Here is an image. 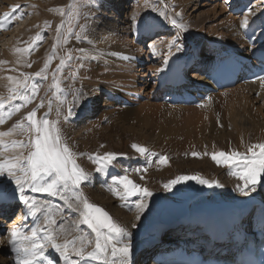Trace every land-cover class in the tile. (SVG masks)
I'll list each match as a JSON object with an SVG mask.
<instances>
[{
  "label": "rangeland",
  "instance_id": "rangeland-1",
  "mask_svg": "<svg viewBox=\"0 0 264 264\" xmlns=\"http://www.w3.org/2000/svg\"><path fill=\"white\" fill-rule=\"evenodd\" d=\"M108 1L109 4H106L105 0H79L75 7H70L74 0H0V41L2 42V44L0 42V100L5 104L4 109L0 110L4 116V123L0 124V133H11L8 136H0V163L15 159L18 154L23 157L28 156L32 150L30 147L26 150H23L22 147L18 148V146L13 147L15 140L18 144L28 142L30 145L37 135L34 131H29L25 117L34 110L37 112L38 121L47 115L50 121H58L57 127L60 130L62 143L70 149L74 154L76 164L87 174V179L80 187L83 197L87 198L90 203L101 206L120 226L122 224H119L118 214L122 211L128 222L127 232L136 231L134 236L136 234L140 236L143 229H148L151 226L152 221L149 217H155L162 199L168 198V200L185 204L190 208L196 202L198 203L196 199L202 195L214 196L218 194L216 191L223 190L230 193L240 191L244 182L231 174L233 169L218 165L213 161L212 154L221 151L249 154V147L264 144V127H260V124L264 125V91L255 92L244 87V84L236 85L230 91H223V94L219 92L220 94L210 96V99L208 98L200 107L170 108L161 106L165 104L153 101L152 97L160 87L157 72L166 63L165 59L170 49L168 43L174 37L172 31L168 32L167 20L176 14L175 20L181 24L178 21L177 23L183 29L187 27L191 35L188 39L186 38L189 34L183 40L179 39L180 43L179 40L177 42L173 40L181 50L178 53L177 49L175 50L177 55L183 52L185 44H189L191 41L192 44L200 43V38L194 39L192 31L195 34L197 32L205 34L207 39H223L225 45H220V47L230 46L233 49L232 42L228 41L232 33L229 30L232 24L230 21L233 20L236 25L238 24L237 30L242 32L244 28L240 27V23L244 16L248 17L249 24L254 21L263 23L264 0H250L251 3L248 5L247 11L242 14H237L234 11L239 6V0H201L199 3L203 6L199 9H197L198 2L196 0H191V9H186L187 1L185 0ZM97 2L101 3L99 7ZM133 2L138 4L137 6L134 3L136 8H134L135 6L130 8ZM182 6L185 7V11ZM194 9L197 10L194 11ZM99 10L107 11L109 19L95 18ZM155 11L167 14L168 19L161 20V25L165 28L161 33L153 34L150 38L142 36L141 38L145 39L137 40L138 31L154 28L155 19L153 18V20L151 17ZM154 16L156 17V14ZM119 18L125 21L121 20L115 29L114 20L116 22ZM253 25L256 26V24H251L247 30L245 28L241 39ZM58 27H60L59 33ZM262 34L263 31L258 33V36L263 38ZM177 35L179 37V33ZM113 40L114 42L110 43ZM107 41L108 44L116 42V45L120 46L119 48L127 50L137 45L136 47L143 52L144 62L131 65L136 68L133 72L141 74L146 80L143 87H140L142 97L139 96L137 101H132L135 102L132 108L137 113L126 112L127 105L112 108V94L123 87L120 88L117 84L122 79L119 76L120 79L116 78L119 82L114 79L103 80L101 72L105 68L104 65H95L96 63L91 61L94 55L101 53L104 56L109 55V49L111 50L112 46L105 49L108 52L102 48ZM182 42H184L183 46ZM236 44L239 43L236 42ZM186 46L184 47L186 48ZM200 47L204 51V45L200 43ZM16 48L21 51L20 55L17 54ZM26 48L29 49L28 52L23 51ZM187 49L185 51H188ZM11 53L12 55L17 54L18 62L20 61L17 65L11 62V57L8 56ZM69 56L71 59H68ZM62 59L65 61L63 65H61ZM46 64L48 67L45 69ZM120 71L121 68L115 66L111 72L118 74ZM37 72L41 73L39 77L35 75ZM125 72L127 71L124 70ZM200 74L201 77H204L203 72ZM25 75L30 78L29 85H35L37 88V93L34 96L31 87L25 93L31 97V103L26 105L23 100L8 99L12 95L10 89L15 88L17 82L23 81ZM9 77L14 79L9 80ZM13 80L15 83L10 82ZM157 86L158 88L154 89ZM102 87L108 89L117 87V89L111 90L112 93H107L110 92L107 91L102 94L99 112L89 115L83 120V125H86L84 128L88 130L80 134L82 130L78 132L77 128L83 125H79L78 122L71 123L70 119L74 114L88 108L92 95L96 93L93 91ZM17 91L23 92L24 90L17 88ZM257 94L258 96H256ZM132 96L133 93L126 95L128 100ZM15 103L24 106L9 118L8 113L13 110ZM41 103H43V107L40 106ZM69 109L72 110L71 115H68ZM21 122L26 127L23 130H14L15 125ZM75 126L78 127L75 128ZM69 130L74 133L72 137L66 135ZM134 144L147 149L146 154L141 155L133 149L132 145ZM108 153L115 154L116 159L104 171H96L98 165L93 162L94 159ZM193 153H197L198 157H194ZM162 157L167 158L166 164L160 163ZM109 169H114L117 173L123 170L127 171L130 180L147 188L152 193V196L145 201L146 207L143 212L138 213L135 207L138 202H135L137 197H130L124 201L110 191L112 188L119 187L112 185V182L119 180L120 176L112 179L111 183L102 185L104 172ZM179 176H197L213 183V187L190 180L177 184L170 191L166 190L164 185ZM12 183L13 181L7 175L0 176V196L4 192L13 191L10 189ZM215 184H219L220 187H216ZM214 192L215 194H213ZM38 193L39 196L35 199L38 204L43 203L48 209L55 206L53 204L54 197L47 194H45L46 197H40L44 193ZM27 196L32 197V194L27 193ZM62 201L65 212L59 217L54 214L53 217L56 220V224L52 226L53 230L54 227H59L56 234L60 241L57 243L68 242L71 245L74 241L76 247H80L81 241L78 237L84 236L85 245H91L95 241L91 230L83 224H79L77 228L79 213L74 208L79 205L76 200H70L73 208H69L63 199ZM20 204L19 202L12 203L11 209L9 204H5V208L10 211L6 218L0 217V224L4 221L0 225L2 231L0 258H3L0 259V264H12L8 257H12L9 249L12 247L9 237L11 230L15 227L22 228L25 234L30 232L24 229L27 223L21 217L24 208ZM58 213L61 214L60 211ZM19 218L20 224L16 225L14 221ZM40 221L41 223L37 226L43 228L45 226L43 215H40ZM136 222L137 224L133 228L132 226ZM61 227L65 229L64 232L60 231ZM130 236L131 234H128V237ZM152 236L153 233L150 232L149 237ZM70 237L73 238V241ZM128 241L134 242L135 238L128 239ZM71 249L70 246L69 250ZM55 254L60 257L56 251ZM60 260L63 264L64 259L60 257ZM13 262L16 264V260ZM134 263L138 264L137 261Z\"/></svg>",
  "mask_w": 264,
  "mask_h": 264
},
{
  "label": "snow or ice",
  "instance_id": "snow-or-ice-1",
  "mask_svg": "<svg viewBox=\"0 0 264 264\" xmlns=\"http://www.w3.org/2000/svg\"><path fill=\"white\" fill-rule=\"evenodd\" d=\"M79 0H74L75 7ZM63 14V13H61ZM164 15V13H161ZM170 23L177 28L182 27L176 20H171ZM249 25L247 16L241 20L240 27L246 28ZM62 27V26H61ZM60 32V27L57 29ZM79 38V35H77ZM176 47L179 51V46L172 42L169 48ZM23 51L28 52L29 49ZM68 59H71L69 56ZM65 61L61 60V65ZM30 66V65H29ZM48 65H45V69ZM37 77L41 75L40 72L35 74ZM12 80V77L8 78ZM29 77L25 75L23 81L17 82L15 88L10 89L12 95L9 100H23L25 105L31 103V97L26 95L28 89L31 87L32 95H36L37 88L35 85H29ZM17 88L24 91H17ZM24 105L15 107L8 113L10 118L14 112H19L20 108ZM43 107V103L40 105ZM5 104L0 100V110L4 109ZM51 107V104H49ZM72 114V110H68V115ZM59 115V113H58ZM25 119L28 122L29 131H34V139L29 144H22L21 147L32 150L27 157L18 156L12 160H5L0 163V176L7 175L17 186L19 192V200L25 204L29 209V215L37 216L42 210L44 218V228L37 226L33 228L30 234H24L18 228H13L10 232V243L12 244L13 251L16 253V264H40L45 258V249L50 247L54 249L61 258L64 259L65 264H78V261H72L69 257V247L72 248V255L79 259H93L98 264H129L130 247L126 243H121L122 238L127 236L126 231L120 225L115 223L112 217L102 208L90 203L87 198L83 197V193L79 191L81 184L87 179V174L75 162L74 154L70 149L62 143L60 130L57 127L58 121H50L47 118L37 120V112L31 111L27 114ZM4 123V116L0 112V124ZM26 126L21 122L15 125V129L23 130ZM11 135L9 132L0 133V136ZM16 145L14 144L13 147ZM133 149L141 155L146 154L147 149L138 145H132ZM258 150V151H257ZM249 154H240L237 152L213 153L211 158L218 165L229 167L233 169L231 174L244 182L243 187L240 188L242 194L247 195L245 191L249 185H252L251 190H255L254 186L258 182V177L264 175V144H257L249 147ZM198 157L197 153L192 154ZM116 159L115 154L108 153L104 156H98L94 159V163L98 166L96 171L102 172ZM160 163L166 164L167 158L162 157ZM190 180L208 187H213V183L202 179L197 176H179L171 180L168 184L164 185L166 190H171L179 183H184ZM119 187L112 188L113 192L120 200L127 201L130 197H139L135 207L139 212H143L146 207V199L152 196V193L144 187H141L128 178L127 175L121 177L115 182ZM220 187L219 184H215ZM122 189V191H121ZM26 190L32 192H40L48 196H60L65 201L69 208H73L71 199H75L79 207L74 208L79 213V224L86 225L95 237V247L93 251L88 252L84 244L85 237L80 236L78 239L81 241L80 247H76L73 241L71 245L68 242L63 244L57 243L58 234H54L52 226L56 224L53 218L54 213L51 209L45 207L43 203L38 202L27 195ZM74 193V195H72ZM58 215L59 213H55ZM43 231L45 242H41L39 234ZM61 232L65 229L61 227ZM111 257V259H109ZM117 258L118 261H117Z\"/></svg>",
  "mask_w": 264,
  "mask_h": 264
},
{
  "label": "bare ground",
  "instance_id": "bare-ground-1",
  "mask_svg": "<svg viewBox=\"0 0 264 264\" xmlns=\"http://www.w3.org/2000/svg\"><path fill=\"white\" fill-rule=\"evenodd\" d=\"M185 1H187V4L185 5V7H186V9H191V4H192V2H191V0H185ZM193 1V0H192ZM199 1H201V0H196V2H198V6H197V9H199V8H201L203 5L201 4V3H199ZM105 2H106V4H109V1L108 0H105ZM127 3H129V2H127ZM136 4V3H135ZM134 3H132V6H130V8L131 7H134V8H136V5L138 6V4H136L135 5ZM204 4V3H203ZM145 5V4H144ZM184 6H182V8L184 9L185 8ZM194 7V6H193ZM128 9H129V6L127 7ZM127 9V10H128ZM196 9V10H197ZM195 9H194V11H196ZM99 11H102V10H99ZM184 11H185V9H184ZM193 11V10H192ZM193 11V12H194ZM99 14H97L96 15V18H100V17H104V20H106L105 18H107V19H109L108 18V16H107V13L108 12H98ZM154 13L156 14V17L154 16ZM153 13V18L155 19V21H154V23H153V26H154V28L153 29H145V30H143V31H138L139 33H137L136 35L138 36V38H141L142 36H147V35H150V34H152V33H155L154 32V30L156 29V33L158 34L159 32H157V31H160V29H161V27H162V21L161 20H167L168 19V17H167V14H165L164 13V15H161L160 14V11H158L157 13H156V11ZM160 14V15H159ZM170 16V15H169ZM244 18V17H243ZM242 18V19H243ZM153 19V20H154ZM175 20L176 19V14H173L172 16H171V18L169 17V23H170V21L171 20ZM121 20H122V22H124L125 20L124 19H118V21H116L115 22V20H114V28L116 29L117 27H118V23L119 22H121ZM157 20V21H156ZM232 24L230 25V27H229V30H231L232 31V33H231V37H229V39H228V41L230 40L232 43H231V45H233V47H236L237 46V44H236V42H240V44H243L242 43V40H241V35L244 33V32H242V31H240V30H237V25L235 24V22L233 21V20H231L230 21ZM96 24V23H95ZM112 24H113V21H112ZM110 26V25H109ZM112 26V25H111ZM257 26V25H256ZM113 28V29H114ZM94 29V28H93ZM248 29V27H246V30ZM169 30H170V32L172 31V32H177V33H179V39L180 40H183L185 37H186V35H190V32L186 29H183V27H180V28H177V27H174L171 23H170V26H169ZM250 30V29H249ZM248 30V31H249ZM114 31V30H113ZM150 31V32H149ZM117 32V31H116ZM143 33H144V35H143ZM10 34H12V33H10ZM112 34H113V32H112ZM118 34V33H117ZM191 34L193 35V37H194V39H199V37H200V34L197 32L196 34H195V32L194 31H192L191 32ZM263 34H264V30H263ZM261 35V36H263L264 37V35ZM199 35V36H198ZM237 36H239V37H237ZM190 37H191V35H190ZM235 37H237L236 39H232V38H235ZM258 38H262V37H260V36H257ZM111 38V37H110ZM109 38V39H110ZM119 38V37H118ZM120 39V38H119ZM207 39V38H206ZM205 39V42H207V40L208 41H213V42H217V45H219V47H220V45H225V40H223V39H220V40H218V39H215V40H212L211 38H208L207 40ZM239 39V40H238ZM243 39H244V36H243ZM15 40H17L18 41V39H15ZM112 40V39H111ZM238 40V41H237ZM256 40H257V38H256ZM200 41V40H199ZM219 41V42H218ZM1 42V41H0ZM114 42V40L113 41H111L110 43H113ZM174 42V41H173ZM196 42H197V40H196ZM17 43V42H16ZM15 43V44H16ZM183 43V42H182ZM229 43V42H228ZM1 44H2V42H1ZM0 44V45H1ZM8 44V43H7ZM190 44V43H189ZM14 45V44H13ZM102 45H103V43H102ZM4 46V45H3ZM6 46V45H5ZM12 46V45H11ZM109 46H112V49L110 50L109 49V51H110V53H109V55L108 56H104L103 55V53H101V54H97V55H94V58H93V60H92V62L93 63H96L95 65H99V64H105V68L102 70V76L101 77H103L104 79L103 80H105V81H108V80H110V79H114V81L115 80H117L116 78H119V76L121 77V81H120V83H117V84H119V86H120V90L118 91V90H116L117 89V87H114V88H110V89H108L107 87H102V88H97V89H95L93 92H96L95 93V95L93 94L92 95V99H91V101H92V103L90 104L89 103V106H88V108L87 109H85V110H83L82 111V113L80 112V114H82L81 115V118L82 117H84V116H86V115H88L89 113H95V112H99V110H100V108H101V100H100V98L102 97V93H106L107 91H110V92H112L111 90H116V92H113V97H112V99L114 100L113 101V103H112V105H113V108L115 109L116 107H119V106H121V104L122 103H124V101H126L127 99V97L124 95V94H130V93H133V96L129 99V101H127V104H130L129 106H128V108L129 107H131L132 105H131V102L132 101H135L136 100V97L137 96H139L140 94H142V89L140 88V87H143L142 85H143V83H146V80H144L143 79V76L141 75V74H139V73H137V72H133V70L134 69H136L134 66H131L133 63L134 64H141L142 62H144L143 61V52H142V50L140 49V48H138V47H136V46H132L129 50H127V49H125V48H119L120 46L119 45H116V42L114 43V44H108V41H107V43L105 44V46H103L102 48H104V50L105 49H107V47L109 48ZM116 46V47H115ZM168 46V45H167ZM223 47V46H222ZM221 47V48H222ZM249 47V46H248ZM2 48V47H1ZM5 48V47H4ZM9 48H10V45H9ZM12 48V47H11ZM97 48V47H96ZM111 48V47H110ZM168 48V47H167ZM3 49V48H2ZM140 49V50H139ZM193 49H195L197 52H194V53H190V52H192V50ZM16 50H17V54H19L20 55V53H21V51H19L17 48H16ZM175 50H176V47L175 48H173L172 47V49L170 48L169 49V54H167V56H166V63H165V65L163 66V67H161L160 69H158V72H157V78L159 77V85H160V87L159 88H163V85H164V82H165V79H166V74H167V72H168V70L170 69V67H171V63H172V59H178V60H180L181 62L182 61H184V60H187V61H194L195 59L196 60H198V62H197V64H198V67H199V69H201V68H203V67H207V66H209V64H207L206 63V61H208L209 59L208 58H210V56L208 55V54H203V55H201L200 54V50H198V45L197 44H191L190 45V47L187 49L188 51H189V53H186L187 51H183V52H181V54H179V55H177L176 53H175ZM207 50H210V52H215V51H217V48H215V49H212L211 47H207ZM181 51V50H180ZM232 51V49L231 50H229V52H231ZM96 52V51H95ZM105 52H108V50H105ZM177 53H178V51H177ZM17 54L16 55H12V53L11 54H8V56H10L11 58H10V60H11V62L13 63V64H18L19 62H18V60H19V58H18V56H17ZM221 54H223V53H218L217 55L219 56V55H221ZM232 55V54H231ZM234 55H236V58L237 57H241V56H239L240 55V53H238V54H234ZM21 58V57H20ZM118 60V61H117ZM203 60V61H202ZM209 62V61H208ZM120 67L121 68V71L118 73V74H112V70H113V68L114 67ZM95 67V66H94ZM97 67V66H96ZM130 67H132L133 69H128V68H130ZM122 68H124V69H122ZM120 70V69H119ZM124 70H126L127 72H125L124 73ZM142 72V71H141ZM201 72H203V74H204V70H201L200 71V73ZM190 78H195L196 77V74H194V73H190V76H189ZM201 78V79H200ZM12 79H14V78H12ZM120 79V78H119ZM16 80V79H15ZM15 80H13V81H10L11 83H15ZM140 80H143V81H140ZM198 81V83H201L202 81H206V83H207V79L206 78H204V77H201V74H200V76H198V79H197ZM201 80V81H200ZM102 81V80H101ZM117 82H119L118 80H117ZM137 82H139V85H141L140 87L138 86V84H137ZM102 85V84H101ZM100 85V86H101ZM99 86V87H100ZM244 87H246V88H248V89H250V90H254L255 92H259V90H261V92H263L264 91V81H259V82H257V83H245V85H244ZM158 88V86L157 87H155L154 89H157ZM232 89V87H230V89H227L226 91H230ZM241 90H243V89H241ZM154 91V90H153ZM156 92H158V91H156ZM156 92L154 93V95L156 94ZM237 92V91H236ZM243 92V91H242ZM241 92V93H242ZM107 93H109V92H107ZM124 93V94H123ZM221 93V92H220ZM220 93H218V94H220ZM222 94H223V92H222ZM234 94H236V93H234ZM242 95V94H241ZM152 96V95H151ZM257 96H258V94H257ZM142 97V96H141ZM263 97V96H262ZM138 98V97H137ZM153 98V97H152ZM213 98V97H212ZM242 98V97H241ZM209 99H210V97H209ZM240 99V98H239ZM263 99H264V97H263ZM138 100V99H137ZM238 100V99H237ZM90 101V102H91ZM151 105V104H150ZM153 105V104H152ZM160 105V104H159ZM158 105V106H159ZM161 106H163V107H170V108H183V107H179V106H169V105H161ZM147 108V107H146ZM176 111V110H175ZM126 112H128L129 114H131V113H135L136 112V110L134 109V108H131L130 110L129 109H127V111ZM137 113V112H136ZM143 113V112H142ZM141 113V114H142ZM80 114H77V117H75L74 118V120H73V122L74 121H79V119H81V118H79V116H80ZM83 120H85V119H83ZM123 120V119H122ZM121 121V120H120ZM76 127H78V126H75V128ZM84 127H86V125H83V126H81V127H78L77 128V131L79 132V131H81L80 132V134H82V133H84V132H86L88 129H85ZM260 127H264V125H262V124H260ZM238 132V131H237ZM66 135L67 136H69V137H72L73 135H74V133H72V130H69V131H67L66 132ZM19 148V147H18ZM17 156H21L20 154H18ZM259 179H260V181H259ZM264 175H261L260 177H258V182L255 184V186H254V188H255V190L253 191V190H251L252 189V185H251V187H249L248 189H246L245 191L247 192V195H244V194H242V193H239L240 191H238L237 193H230L229 191L227 192L226 190H223V191H221V190H219V191H221V192H216V193H218L217 195H214V196H209V195H206V196H204V195H202L200 198H198V199H196L197 201H198V203L196 202V204H194V205H192L190 208H188L186 205L183 207H181V209H183V210H185V209H187V211H188V213H189V219H191V216H195V217H198V218H202L201 216L203 215V212H204V210H205V208L207 207V206H209L211 203H219L220 201H231V202H233L234 200H235V198L236 197H243V198H245V197H247L249 194H253V195H257V196H259L260 198H264V193H263V191H261V189L262 188H264V185H263V182H264ZM140 183V182H139ZM82 189H84V188H82ZM29 191V190H28ZM31 191V190H30ZM15 192H14V190L12 191V192H4L3 193V195L2 196H0V205L3 207L5 204H9L10 202H12L17 196H16V194H14ZM19 193V192H18ZM210 194V193H209ZM213 194H215V193H213ZM98 195V194H97ZM140 198L138 197L137 198V200L135 201V202H137L138 200H139ZM164 200H168V198L167 199H162V201H160L159 202V204L161 205V203L164 201ZM103 201H105L104 199H103ZM135 202H134V204H135ZM23 204V203H22ZM94 205H96V204H94ZM97 206H99V205H97ZM159 206V205H158ZM0 208V210H2L3 209V211L4 210H8L7 208H5L6 207V205L4 206V208ZM101 207V206H100ZM145 214V213H144ZM119 218H120V221H119V224L121 223L122 225H121V227L122 228H124V230L126 231V233H127V236H125V237H123L122 238V241H121V243H126V244H128L129 245V247H130V260L131 259H134V257H135V254H133L134 252H138L136 255V257H145V259L149 256V254L150 253H155L154 251L156 250V247H154V246H150V243H151V241H152V238L151 237H149V233L150 232H147L148 231V229H143L141 232H140V236H139V234H136L135 236H134V232H136V231H129V232H127V230H126V228H127V225H128V222H127V219L123 216L124 214H123V212L122 211H120L119 212ZM24 216L25 215H23L22 214V216L21 217H23V219H24ZM30 217H33L32 215H27L26 216V218L24 219V220H27V219H29ZM125 218V219H124ZM150 219H151V221H152V224H151V226L150 227H148V228H152L151 230H152V233H153V235L154 234H157L158 233V228L157 227H155V219L154 218H152V217H149ZM134 219V218H133ZM188 219V220H189ZM22 220V219H21ZM137 220H139V219H137ZM19 221H20V218L19 219H16L14 222H15V224L17 225V224H20L19 223ZM28 221H30V220H28ZM128 221H130V220H128ZM188 222V221H187ZM137 224V222L132 226L133 228H134V226ZM1 229V228H0ZM21 231V230H20ZM171 231V229H169V228H167L166 229V232H168V235H166L165 236V241H169L170 240V232ZM198 231V230H197ZM199 232V231H198ZM128 234H131V236L130 237H128ZM184 234V233H183ZM41 236H43L44 235V233L43 232H41V234H40ZM134 236V238H135V241L134 242H130V241H128V239H130V240H133L132 239V237ZM0 236H1V234H0ZM43 238H44V236H43ZM58 241H60V240H58ZM57 241V242H58ZM72 241V240H71ZM43 242H46L45 241V239H43ZM65 243V242H64ZM94 245V246H93ZM135 245H137L136 246V248H135V251L131 254V251H133L134 250V248L133 247H135ZM94 247H95V241H94V243L92 244V246H89V250H87L88 252H91V251H93V249H94ZM141 247V248H140ZM140 248V249H139ZM48 249V250H47ZM143 250V251H142ZM71 252H68V254H69V257H70V259L72 260V261H78V264L81 262L82 264H98V262L96 261V260H93V259H83V260H81V259H79L78 257H72V254H70ZM2 258V257H1ZM0 258V259H1ZM3 259V258H2ZM109 259H111V257H109ZM118 259L119 258H117V261H118ZM16 260V259H15ZM130 260H129V264H130ZM1 262V261H0ZM42 263H44V264H61V260H60V257L59 256H57L56 254H55V251H53V250H51L49 247L48 248H46L45 249V258H44V260H42L41 261ZM4 264V263H3ZM63 264H65V261H63Z\"/></svg>",
  "mask_w": 264,
  "mask_h": 264
},
{
  "label": "water",
  "instance_id": "water-1",
  "mask_svg": "<svg viewBox=\"0 0 264 264\" xmlns=\"http://www.w3.org/2000/svg\"><path fill=\"white\" fill-rule=\"evenodd\" d=\"M181 207L182 206L180 204L173 203L171 201L162 202V205L157 212V222L163 224L170 221L177 222L182 220L185 218L186 211L181 209Z\"/></svg>",
  "mask_w": 264,
  "mask_h": 264
}]
</instances>
